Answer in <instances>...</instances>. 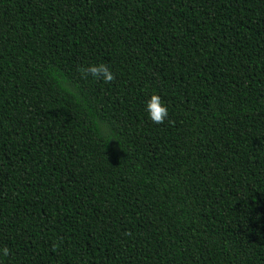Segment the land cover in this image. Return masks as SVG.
<instances>
[{
	"label": "trees",
	"instance_id": "obj_1",
	"mask_svg": "<svg viewBox=\"0 0 264 264\" xmlns=\"http://www.w3.org/2000/svg\"><path fill=\"white\" fill-rule=\"evenodd\" d=\"M101 63L109 83L78 71ZM5 247L0 264H264V0H0Z\"/></svg>",
	"mask_w": 264,
	"mask_h": 264
},
{
	"label": "clouds",
	"instance_id": "obj_2",
	"mask_svg": "<svg viewBox=\"0 0 264 264\" xmlns=\"http://www.w3.org/2000/svg\"><path fill=\"white\" fill-rule=\"evenodd\" d=\"M82 76L91 77L93 80L109 83L114 79L110 68L106 64H89L78 69ZM144 113L153 123H163L169 117L168 106L161 100L159 95L152 94L144 103ZM9 255L8 248H0V257Z\"/></svg>",
	"mask_w": 264,
	"mask_h": 264
}]
</instances>
